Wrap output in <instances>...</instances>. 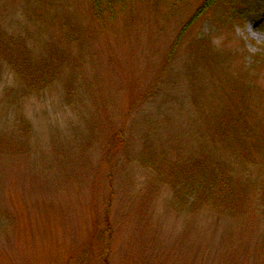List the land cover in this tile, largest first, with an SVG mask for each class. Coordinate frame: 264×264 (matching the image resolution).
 Instances as JSON below:
<instances>
[{
    "label": "rangeland",
    "instance_id": "rangeland-1",
    "mask_svg": "<svg viewBox=\"0 0 264 264\" xmlns=\"http://www.w3.org/2000/svg\"><path fill=\"white\" fill-rule=\"evenodd\" d=\"M202 2L0 0V264H264V0L170 55Z\"/></svg>",
    "mask_w": 264,
    "mask_h": 264
},
{
    "label": "trees",
    "instance_id": "trees-1",
    "mask_svg": "<svg viewBox=\"0 0 264 264\" xmlns=\"http://www.w3.org/2000/svg\"><path fill=\"white\" fill-rule=\"evenodd\" d=\"M94 6L93 10V16L96 17V20L102 21V15L106 12L114 13L119 5V2L122 3L124 0H90ZM148 1V0H147ZM131 3L134 2V0H130ZM157 6H158V12H159V3L160 0H155ZM124 3H122L123 5ZM255 0H203L200 6H197L194 14L192 15L191 19L187 22V24L183 27V30L181 32V35L179 38L175 41V43L172 46L170 55L173 54V52L176 50V48L179 46L182 38L181 36L185 34L187 31V28L193 27L200 19H202L204 16L209 14V10L212 11V9H221L223 13H225L229 20H225L223 23H217L221 26L230 24L232 22H235L237 24H242L244 20L251 14L254 10L259 9V7L256 6ZM126 9H121L120 11H124ZM169 55V56H170ZM243 95V93H241ZM212 185V184H211ZM210 185V186H211ZM103 234V233H102ZM213 254L208 252L207 257L212 256Z\"/></svg>",
    "mask_w": 264,
    "mask_h": 264
}]
</instances>
